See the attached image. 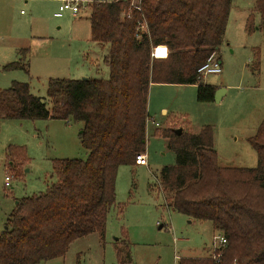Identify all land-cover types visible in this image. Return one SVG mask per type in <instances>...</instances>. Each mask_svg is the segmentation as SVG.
Here are the masks:
<instances>
[{"label":"trees","instance_id":"16d2710c","mask_svg":"<svg viewBox=\"0 0 264 264\" xmlns=\"http://www.w3.org/2000/svg\"><path fill=\"white\" fill-rule=\"evenodd\" d=\"M232 0L93 1L89 5L90 40L106 45L108 77L51 78L46 98L28 83L13 81L0 89V117L60 118L80 122L86 158L54 159L55 178L44 192L22 197L0 230V264H38L64 256L75 239L92 232L103 237L115 202L119 166L136 164L145 152L152 83L197 85L199 102L214 101L216 86L199 83L198 68L224 39ZM264 22V0L254 9ZM247 18L254 31V13ZM164 44L165 59L150 56ZM28 49L5 70H27ZM50 104V105H49ZM167 139L175 162L159 172L165 203L188 218L210 221L225 243L206 257H185L178 264H264V119L248 142L255 167L218 163L212 129L199 133L156 131ZM7 158L26 162L23 147L9 145ZM122 208L119 206V213ZM118 258L120 251L117 252Z\"/></svg>","mask_w":264,"mask_h":264},{"label":"rangeland","instance_id":"374dc122","mask_svg":"<svg viewBox=\"0 0 264 264\" xmlns=\"http://www.w3.org/2000/svg\"><path fill=\"white\" fill-rule=\"evenodd\" d=\"M57 7L52 9L51 3L35 7L43 22V42L31 46L25 61L27 70H5L8 61L0 56V89L10 87L13 81L25 82L32 93L46 98L51 78L108 77L102 60L105 47L90 40L89 10L76 16L64 11L56 18L53 12ZM253 9L254 0H232L217 53L222 71L198 81L221 89V100L199 102L197 85L150 84L144 152L147 164L119 166L116 204L108 213L103 237L97 232L79 237L64 256L38 264H178L181 258L212 253L219 234L213 224L188 218L165 203L167 194L160 191L159 172L175 162V155L167 147V139L156 131L181 129L197 134L210 126L220 166L257 165L248 138L264 119V22ZM21 10L28 16L31 8L24 4L14 8L15 20ZM252 12L254 31L248 32L247 18ZM81 128L80 122L66 124L60 118L0 117V230L18 199L44 192L55 181L54 159L86 158L87 150L79 139ZM9 145L23 147L27 161L8 159ZM6 176L10 178L8 186Z\"/></svg>","mask_w":264,"mask_h":264},{"label":"crops","instance_id":"0c3cea01","mask_svg":"<svg viewBox=\"0 0 264 264\" xmlns=\"http://www.w3.org/2000/svg\"><path fill=\"white\" fill-rule=\"evenodd\" d=\"M58 2L60 0H0V56L4 57L5 61H8L6 62L7 64L19 58V50L28 49L29 52L33 44H42L41 27L43 22H40L42 19H39L40 16H38L39 13L36 8L51 3L52 9H54L56 5H59ZM23 4L30 6V14L25 16L21 10L19 18L15 20L13 10ZM35 30L37 34H35ZM93 43L100 47L104 46L105 51H107L106 45ZM105 54L106 52L102 55V60ZM103 64L105 65L104 61ZM105 67L107 66L105 65ZM163 112H165L164 109Z\"/></svg>","mask_w":264,"mask_h":264},{"label":"built area","instance_id":"2783aa9c","mask_svg":"<svg viewBox=\"0 0 264 264\" xmlns=\"http://www.w3.org/2000/svg\"><path fill=\"white\" fill-rule=\"evenodd\" d=\"M93 1H100V2H108L111 0H60V3L57 7V10L53 13V16L56 18H59L62 16V13L64 11H69L72 16H76L80 11L88 9L89 5ZM131 6L136 7L138 10H141L140 8V0H129ZM169 55V49L164 44H157L152 46L150 56L154 59H165ZM222 71L220 60L217 52H212L205 63L201 65L197 72H198V78L201 79L202 76L206 74H217ZM157 125V124H155ZM136 164L138 165H146L147 159L144 154L139 155L135 159ZM9 177H5V185L8 186L9 184ZM216 240H218L216 247L219 248L225 243V239L221 234H218V236L215 237Z\"/></svg>","mask_w":264,"mask_h":264},{"label":"water","instance_id":"95a60500","mask_svg":"<svg viewBox=\"0 0 264 264\" xmlns=\"http://www.w3.org/2000/svg\"><path fill=\"white\" fill-rule=\"evenodd\" d=\"M221 93H222V90H221V89H217V90L215 91V93H214V101H215V102L220 101ZM176 133H178V134L181 133V129H177V130H176ZM16 203H17V201H16Z\"/></svg>","mask_w":264,"mask_h":264}]
</instances>
